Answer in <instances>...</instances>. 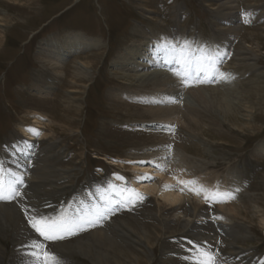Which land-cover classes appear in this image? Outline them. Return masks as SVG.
<instances>
[{"label":"rangeland","instance_id":"rangeland-1","mask_svg":"<svg viewBox=\"0 0 264 264\" xmlns=\"http://www.w3.org/2000/svg\"><path fill=\"white\" fill-rule=\"evenodd\" d=\"M150 2L155 3L154 8ZM225 2L227 0H0V152L9 155L11 146L22 137L19 126L32 125L34 112L47 115L49 121L52 119L46 127L53 128L49 131L47 127L48 139L38 141L36 149L42 150L53 140L56 145L50 153H42V159L48 160L53 169L43 174L48 178L41 181L39 188L28 185L29 189L27 186L19 199L17 196L0 200V205L7 206V212L0 208V264H35V258L30 255L33 249L25 247L33 240L43 243L59 264H114L118 252L137 253L139 241L149 245L147 237H151L147 238L150 243L153 240L149 264H191L186 258L195 256L196 251L188 241L212 253L215 264H264V225L260 222L262 214L258 208L263 207L264 211V0H233L234 5L230 7L235 6L237 17L242 19L240 26L244 28L241 27L239 35L231 37L229 43L224 38L226 30L232 28L231 21L227 22V14L231 11L222 7ZM74 35L85 40L99 39L104 46L101 49L82 48L69 58L63 68L67 73L62 75V69H54L55 66L48 62V53L56 49L52 43H62ZM146 36L156 43L161 40L173 43L172 37H177L176 44L181 41L183 46L187 42L196 57H213L203 62L210 67L216 66L215 56H219L215 55L220 50L216 45L225 44V50L230 49L226 67L221 69L232 82L216 84L213 68L208 70L211 78H207L206 84L198 85L201 88L207 85L209 94L223 98L221 113L199 110L194 119L180 117L174 123H163L148 112L149 106L143 101L133 103L118 96L121 91L130 94L154 92L150 85L140 89L138 83L125 76L126 72L114 66L125 49L146 43ZM242 45L253 54L242 55L239 51ZM200 48L204 49L203 53ZM76 62L92 67L89 79L79 78L83 82H78V77L73 78ZM75 80L77 84L73 86ZM78 86L83 89L77 90ZM193 86L191 90H195ZM77 91L83 92L82 96L78 97ZM78 104L79 113L76 112ZM225 110L231 115L225 117ZM156 126H166L172 139L159 133ZM162 136L173 142L174 152L180 157L174 163L162 158L161 163L154 165L151 157L146 156L150 153L147 149L163 141ZM140 161L151 171V175L149 172L146 175L158 180L151 183L159 187L164 182L157 178L156 171L166 172L178 180L181 176L185 181L205 179L216 188L227 181L231 184L228 179L237 174L235 177L242 190L237 191L231 185L229 192L238 198L224 204L200 203L192 198L178 208L148 196L129 209L110 215L99 227L85 225L84 230H76L74 235H65L56 241H44L29 225L30 216L55 217L62 212L84 216L86 209L94 218L95 209H104L110 198L105 190L96 188L113 185L116 175L127 177L126 183L131 185L133 181H141L138 174L141 170L134 171L131 165H142ZM178 180L173 185L184 186ZM9 210H13L12 213H8ZM194 210L199 211L195 213ZM218 215L235 225L236 237L227 236L213 224ZM210 218L212 223H209ZM197 225L203 227L202 230L197 229ZM99 254L104 256H97Z\"/></svg>","mask_w":264,"mask_h":264},{"label":"bare ground","instance_id":"bare-ground-1","mask_svg":"<svg viewBox=\"0 0 264 264\" xmlns=\"http://www.w3.org/2000/svg\"><path fill=\"white\" fill-rule=\"evenodd\" d=\"M210 1V0H209ZM226 1V0H225ZM139 2V1H138ZM233 0H227V2L222 4V7H225L227 9H229L231 12H233L231 14H227V17L229 19V22L231 21L232 23V28L226 30V38H224L227 42L229 41V39L231 37H234L237 35H239V31L241 30V23H242V19H240L238 16L237 17V12L235 11L236 8L234 7H230L233 6ZM134 4V3H133ZM149 4H151V7L154 8L155 3L152 4V2H150ZM264 5V4H263ZM139 6V4H138ZM136 7V6H135ZM161 7V6H160ZM181 9V8H180ZM251 9V8H250ZM260 9V8H259ZM261 10V9H260ZM259 10V11H260ZM247 11V10H246ZM258 11V12H259ZM149 12L148 13H153ZM214 12V11H213ZM226 11H224L225 13ZM261 12V11H260ZM147 13V12H146ZM215 13V12H214ZM219 14V13H218ZM222 14V13H220ZM260 14V13H259ZM217 17V16H216ZM222 17V16H221ZM215 18V17H214ZM238 18V19H237ZM261 18V17H260ZM217 20V19H216ZM221 20V19H220ZM226 20V19H225ZM174 21V20H173ZM223 21V20H222ZM257 22V21H256ZM165 24V23H164ZM222 24V23H221ZM139 25V24H138ZM223 25V24H222ZM225 25V24H224ZM230 25V24H229ZM221 26V25H220ZM254 26V25H253ZM3 27V26H2ZM244 28V27H242ZM225 30V29H224ZM241 32V31H240ZM5 33V32H4ZM5 35V34H4ZM2 38V37H1ZM145 42L146 43H137V44H133L132 46H130L129 48L125 49V53L123 55H120L119 58L114 62V66L118 67V71H122V72H126L127 75H125L126 77H131L133 81H135L136 83H138V87L140 89H145L147 88V86H151L152 90H154L153 93H151V91L145 92V94L141 93V92H137L135 94H130L129 92L126 91H119V95L121 97V99L123 100H131L134 102H141L143 101L144 103H146L149 108H148V112L151 114L155 115L156 120L159 121H163V123H174L178 120H180L179 118L182 117L184 120L185 119H194L195 118V114H197V111H205V112H216V113H221L222 112V108H221V104H223V98H220L219 96L216 95H211L209 94L208 90L204 87H199L201 84H206L207 82V78L208 76V70L213 69L212 71L215 72V78H216V84H219V86L222 83H226L228 84L230 81V77L227 76V79H222L219 77L218 73V69L219 72H222V69L224 67H226L225 61H227L228 56H229V50H225L226 45L225 44H220V45H216V49H220L218 54L217 52H215V55H219V56H215L216 57V66L214 67H210V66H206L204 63H202L201 67L204 69L203 72L200 73V79L203 80L204 82H198L195 78V74L193 75V78L189 81L191 86H193V88H195V90H191L192 88L189 87H185L183 86V83L180 79V77L178 78L177 75H175L176 72H183L184 69L182 68L181 64L177 62V56L176 54L173 52L172 49L170 48H164L161 47L164 44H169L170 43H164L163 41H160L159 43L154 42V39L149 37H145ZM197 39V38H196ZM223 39V40H224ZM251 39V38H250ZM4 40V38H3ZM182 40V39H181ZM231 40V39H230ZM252 40V39H251ZM184 41V40H182ZM254 41V40H253ZM232 42V40H231ZM242 42V41H241ZM220 43V42H219ZM223 43V42H222ZM229 43V42H228ZM246 43V42H245ZM56 44V45H54ZM177 44H179V47H181L182 42L179 41ZM204 44V43H203ZM232 44V43H230ZM246 45V44H245ZM51 46H56L55 50L50 49L51 51L48 53V62H50V64L52 66H55L54 69H62L61 74L65 75L66 72V68L63 70L64 66H66L67 61L69 60V58H71L73 55L78 54L82 48L87 47V48H97L101 49L104 46V42L99 40V39H92L91 40H85L83 39L82 36H68L67 39L64 40V42L62 43H52ZM252 46V45H251ZM250 46V48H251ZM179 47H177L179 49ZM262 47V46H261ZM231 48V47H230ZM254 49V48H253ZM44 51V50H43ZM240 53L244 56H249L251 54H253V51L249 50L246 46L242 45L240 47ZM262 51V50H261ZM47 54V53H46ZM71 54V55H70ZM212 54V53H211ZM194 55V54H193ZM237 55V53H236ZM261 55V54H260ZM257 56V55H256ZM194 57H196V55H194ZM250 58V57H249ZM260 58V57H257ZM239 59V58H238ZM255 60V58H252ZM77 60V59H76ZM250 60V59H249ZM204 62V61H203ZM212 64V63H211ZM255 64V63H254ZM75 65V66H74ZM73 65V69H74V73H73V78L74 79H78L79 78H83L84 80H87L90 78L91 72L92 71V67L87 64L85 65L82 62H76ZM224 65V66H223ZM239 65V64H238ZM237 65V66H238ZM253 65V64H252ZM242 67V66H241ZM251 67V66H249ZM126 68H130V69H126ZM217 68V69H216ZM222 68V69H221ZM229 68V67H228ZM230 69V68H229ZM132 71V75H129L128 73ZM60 71V70H59ZM259 72V71H258ZM211 78V77H209ZM130 79V78H129ZM180 79V80H178ZM78 82H83L82 79L77 80ZM77 81L75 80V82H73V86H75L77 84ZM234 81V79H233ZM232 82V80L230 81ZM239 83V82H238ZM199 85V86H198ZM197 86V87H196ZM226 85L223 84V88ZM45 87V86H44ZM199 87V88H198ZM255 87V86H254ZM77 90L83 89L82 87H75ZM214 88V87H213ZM212 88V89H213ZM215 89V88H214ZM219 89V88H218ZM217 89V90H218ZM259 89V87H258ZM81 91V90H80ZM77 91L75 94H78L80 96H82L83 92ZM84 91V90H83ZM147 91V90H146ZM71 92V91H70ZM49 93V92H48ZM207 93V95H206ZM219 93V91L217 92ZM247 93V92H246ZM70 94V93H69ZM249 94V93H248ZM42 95V94H41ZM45 95V94H44ZM218 95V94H217ZM221 96V94H220ZM76 97V96H75ZM172 97L175 98V100L177 101L176 103H169L168 102V98ZM223 97V96H222ZM225 97V96H224ZM68 100V98H65ZM237 101V100H236ZM66 103V102H65ZM71 104V103H70ZM137 104V103H136ZM80 104H78L77 108H76V112L79 113L80 110ZM227 105V104H226ZM66 107V106H65ZM226 108V107H225ZM249 108V107H248ZM146 109V108H145ZM228 109V108H227ZM235 109V108H234ZM64 110V108H63ZM137 110V109H136ZM229 110V109H228ZM228 110H225V114H221V115H225V117H227L228 115H231ZM238 110V109H237ZM146 111V110H145ZM199 111V112H200ZM202 111V112H203ZM143 112V111H142ZM250 112V111H249ZM77 113V114H78ZM209 113V114H210ZM234 113V112H233ZM232 113V114H233ZM252 113V112H251ZM203 114V113H202ZM28 115V114H27ZM236 115V114H235ZM47 116V115H46ZM45 115L41 114V113H37L34 112L31 115V119H33V124L30 126H19L21 127L20 131L22 133V137L20 138V141L15 142L13 144V146H11L10 153L9 155H4L0 152V176H3V179L5 181V184L7 185V182L9 180L14 179L15 177L12 176L13 173L16 174V176H22L24 183L23 184H19L17 183L15 186L17 188L18 191H20L21 193H23L24 191H26V188L28 185H30V188H39L41 186V181L48 178V175H43L44 173H48L49 171H51L52 166H50V164L48 163V160H44L42 159V153L45 152V154L50 153L51 149L53 147H55V141L53 140L52 143H49L48 146L44 147L42 150H37L36 147V143L38 141L44 140V139H48L46 130H47V126L46 124L49 123V119L46 117ZM148 116V115H147ZM197 116V115H196ZM151 117V116H150ZM199 117V116H198ZM219 117V116H218ZM73 118V117H72ZM200 118V117H199ZM254 119V118H253ZM252 119V120H253ZM70 120V119H69ZM82 120V119H81ZM183 120V121H184ZM72 121V120H71ZM165 121V122H164ZM182 121V120H181ZM193 121V120H192ZM191 121V122H192ZM195 121V120H194ZM198 120L196 119V123ZM214 121V119H213ZM250 121V120H249ZM74 122V121H73ZM180 122V121H179ZM226 122V120H225ZM161 123V122H160ZM183 123V122H181ZM194 123V122H193ZM192 123V124H193ZM54 124V123H53ZM58 124V123H57ZM157 124V123H156ZM173 125V124H172ZM177 125V124H176ZM186 125V124H184ZM54 126V125H52ZM57 126V125H56ZM243 126V125H242ZM145 127V126H144ZM146 128V127H145ZM162 128H164L165 130H162ZM171 128V127H170ZM185 128V126H184ZM49 131H51L52 129L49 127L48 128ZM148 129V127H147ZM159 133L162 132V134H165L167 136H169L171 133L170 131H167V127L166 126H156V128ZM208 129V128H207ZM30 130H34V131H30ZM70 130V129H69ZM167 131V132H166ZM39 132V135H36L35 133ZM166 132V133H164ZM172 132V131H171ZM173 134V133H172ZM177 134V133H176ZM54 135V134H53ZM52 135V136H53ZM175 135V134H174ZM158 136V135H157ZM160 136V135H159ZM162 140L160 143L156 144L155 146H153L152 148H148L147 150L150 151V153H147L146 156H150L151 157V162L155 163H161L162 162V158H166L168 159V161L171 162H175L180 156L178 154H176V152H174L175 149H173L174 145L173 142H169V140H166L165 136H162ZM172 139V135L169 136ZM175 138V137H173ZM61 139V138H60ZM170 139V140H171ZM59 140V139H58ZM175 141V140H174ZM14 142V141H13ZM46 142V141H45ZM169 142V143H167ZM60 143V142H59ZM63 143V142H62ZM65 143V142H64ZM159 145V146H158ZM167 145H170L171 147L168 148L166 147ZM44 146V145H43ZM151 146V145H150ZM149 146V147H150ZM9 147V145H8ZM144 147V146H143ZM180 148V147H179ZM178 150V149H177ZM65 152V151H64ZM143 152V151H142ZM180 153V152H179ZM183 153V152H182ZM56 154V153H55ZM138 155V153H137ZM135 155V156H137ZM143 155V154H142ZM140 156V154H139ZM138 156V157H139ZM148 156V157H149ZM145 157V154L144 156ZM132 158V156H131ZM135 158V157H134ZM146 158V157H145ZM185 158V157H184ZM260 158V157H259ZM48 159V158H47ZM68 159V158H67ZM142 159V158H141ZM144 159V158H143ZM181 159V158H180ZM183 160V159H182ZM181 160V161H182ZM199 160V159H198ZM35 162L34 165H32L31 162ZM59 161V160H58ZM164 161V160H163ZM184 161V160H183ZM133 162V161H132ZM131 162V163H132ZM135 162V161H134ZM141 162V161H140ZM143 162V161H142ZM170 162V164H171ZM139 163V162H138ZM148 163V162H147ZM165 163V162H164ZM168 163V162H167ZM182 163V162H181ZM214 163V162H213ZM166 164V163H165ZM178 164V163H177ZM175 163V165H177ZM180 164V163H179ZM114 165H117V163H115ZM133 166V170H141L138 172V174H140V179L141 181H133L132 185L130 184V186L133 188V190H135L136 193L141 194V196L143 197V199H145V196H149V197H156L159 198V200H161L163 203L171 206V207H180L185 205L186 203L189 202V200H191L192 198H194L197 202L203 203L205 201L204 199V193H201L199 195L195 194L193 191H189L188 189L191 188H196L199 189L201 187H203L204 189L208 190L209 192L211 191H215V190H219V192L221 193H230L229 189L232 190V187H235V189L237 191H241L242 187H241V183L239 181V179H236L235 176H237V174H234L232 179H228L231 184L227 182H224L222 187H218L216 188L215 186L211 185L210 183H208L207 180L202 179V181H196L195 184L192 185H188V186H180V184L178 185V188L176 185L174 186L173 184L176 183V181L178 179H176L175 177H169V175H167V173L163 172H154L156 173L157 178L160 177V180L163 181L164 183H161V186H157L154 185L151 182L157 181V179H155L154 177H151V179H146V181L142 178L147 172H149V168L145 167L144 163H142V165L139 164H131ZM141 167H139V166ZM157 166V165H156ZM168 166V164H167ZM178 166V165H177ZM70 167V166H69ZM151 168L153 166H150ZM161 167V166H160ZM174 167V166H170ZM163 168V167H162ZM180 168V166H179ZM65 169V168H64ZM167 169V168H166ZM172 169V168H171ZM177 169V168H176ZM178 170V169H177ZM182 170V169H181ZM192 170V169H191ZM125 171V170H124ZM162 171V169L160 170ZM167 171V170H166ZM171 171V170H170ZM65 172V171H64ZM63 172V173H64ZM137 172V171H136ZM151 172V171H150ZM149 172V175H151ZM177 172V171H174ZM135 173V172H134ZM169 174V173H168ZM181 174V173H180ZM178 175V173L176 174ZM185 175V174H183ZM189 175V173H188ZM212 175V174H211ZM50 176V175H49ZM68 176V175H67ZM75 176V174H74ZM175 176V175H174ZM181 176V175H180ZM53 177V176H52ZM117 177H123L120 175H116L114 178V183L116 182H122V183H126L127 182V177H123L124 179H118ZM136 177V176H135ZM150 177V176H149ZM183 176H181L182 178ZM231 177V176H230ZM75 178V177H74ZM180 178V177H179ZM180 178V179H181ZM200 178V177H199ZM208 178V177H206ZM139 179V178H138ZM179 179V180H180ZM74 180V179H73ZM180 181H185L186 179L183 178ZM193 180V179H192ZM211 180V179H210ZM209 180V182H210ZM45 181V180H44ZM77 181V180H76ZM131 181V180H130ZM215 181V180H214ZM160 183V182H159ZM43 184V183H42ZM46 184V183H45ZM117 184V183H116ZM178 184V183H177ZM121 185V184H120ZM173 185V186H172ZM216 185V184H215ZM165 186H169L168 188H165ZM45 187V186H44ZM131 188V189H132ZM184 189L183 191H181V189ZM29 189V186H28ZM43 189V187H42ZM227 189V190H226ZM30 191V190H29ZM28 192V191H27ZM46 192V191H45ZM92 192V190H91ZM96 192V190H95ZM101 192V191H100ZM120 192V191H118ZM37 193V192H36ZM57 193V192H56ZM238 193V192H237ZM240 193V192H239ZM26 194V193H25ZM24 194V195H25ZM33 194V193H32ZM43 194V193H42ZM48 194V193H45ZM192 194V195H191ZM30 195V194H29ZM91 196V195H90ZM21 197V196H20ZM33 197V196H32ZM235 198H238L235 196ZM23 198V197H22ZM234 198V199H235ZM17 199V198H16ZM19 199V196H18ZM33 199V198H32ZM96 199V198H95ZM139 199V198H138ZM227 199V198H226ZM36 200V199H35ZM231 201L233 199H227V201ZM238 200V199H237ZM16 202V200H14ZM24 201V200H23ZM22 201V202H23ZM37 201V200H36ZM98 201V200H97ZM108 201V200H107ZM18 202V201H17ZM21 202V200H20ZM158 202V201H157ZM160 202V201H159ZM158 202V203H159ZM225 202H221L219 204H224ZM17 204V203H16ZM19 204V203H18ZM137 204V203H136ZM139 204V203H138ZM13 205V204H12ZM34 205V204H33ZM32 205V206H33ZM81 205V204H80ZM97 205V204H96ZM114 205V202L113 204ZM118 205V204H116ZM203 205V204H202ZM101 206V205H100ZM205 206V205H204ZM256 206V205H255ZM82 207V206H81ZM80 207V208H81ZM194 207V206H193ZM201 207V206H200ZM0 208H3L5 211L7 212V206L2 204L0 205ZM20 208V207H18ZM118 206L115 207V209H117ZM160 208V207H159ZM225 208L222 207V209ZM257 208V206H256ZM255 208V210H256ZM258 208L261 210L259 211V214H262V216H260V222L264 225V211H263V207H259ZM10 209V208H9ZM13 209V208H12ZM140 209V208H139ZM170 209V208H169ZM180 209V208H179ZM198 209V207H197ZM200 209V208H199ZM18 210V209H17ZM227 210V207H226ZM10 211V210H9ZM13 211V210H11ZM8 212V213H12V212ZM73 211V210H72ZM75 211V210H74ZM78 210H76L77 212ZM81 211V210H80ZM84 211V210H83ZM94 211V210H92ZM199 211V210H197ZM196 210H194L195 213H197ZM233 211V210H232ZM231 211V212H232ZM3 212V213H4ZM79 212V211H78ZM82 212V211H81ZM146 212V211H145ZM144 212V214H145ZM178 212V211H177ZM193 212V213H194ZM17 213V211H16ZM20 213V212H19ZM93 213V212H92ZM143 213V212H142ZM180 213V212H179ZM202 213V211H201ZM7 214V213H6ZM14 214V213H13ZM232 214V213H231ZM238 214V213H237ZM9 215V214H8ZM15 215V214H14ZM13 215V216H14ZM79 215V214H78ZM143 215V214H142ZM5 216V215H4ZM3 216V217H4ZM70 216V215H69ZM72 216H74V213H72ZM94 216V215H93ZM137 216V215H136ZM183 216V215H181ZM187 216V215H185ZM197 216V215H196ZM204 215H202L203 217ZM219 217H221L220 215H218ZM229 216V215H228ZM2 217V216H1ZM0 217V218H1ZM177 217V216H176ZM201 217V215H200ZM207 218V216H204ZM219 217H217L214 221L213 224H216L222 231H224L223 233L226 234L229 237H236L238 235L237 230L235 229V225L232 224V222L229 219L226 218H222L220 219ZM179 218V217H178ZM215 218V217H213ZM19 219V218H18ZM105 219H108L107 216ZM136 219V218H135ZM160 219V218H159ZM174 219V217H173ZM181 220V218H179ZM177 219V220H179ZM183 219H185L183 217ZM199 219V218H198ZM204 219V218H202ZM104 220V219H102ZM192 220V219H190ZM211 220V218L209 219ZM120 221V220H118ZM205 221V220H204ZM203 221V222H204ZM212 221V220H211ZM14 222V221H13ZM18 222V221H17ZM122 222V221H121ZM174 222V221H172ZM182 222V221H180ZM190 222V221H188ZM10 223V222H9ZM8 223V224H9ZM104 223V222H103ZM112 223V222H111ZM118 223V222H117ZM124 223V222H123ZM193 223V222H192ZM199 223V222H197ZM196 223V224H197ZM157 224V223H156ZM201 224V222H200ZM208 224V222L206 223ZM2 225V224H1ZM11 225V223H10ZM18 225V224H17ZM26 225V224H25ZM125 225V224H124ZM140 225V224H139ZM159 225V224H157ZM178 225V224H177ZM202 225V224H201ZM21 226V225H20ZM24 226V225H23ZM117 226V224H116ZM127 226V225H126ZM129 226V225H128ZM127 226V227H128ZM134 224L132 225V227L134 228ZM191 226V225H190ZM261 226V225H260ZM92 227V226H91ZM99 227V226H98ZM130 227V228H132ZM139 227V226H138ZM193 227V226H191ZM88 228V227H86ZM85 228V229H86ZM95 228V227H92ZM129 228V227H128ZM197 229H201L203 227H201L200 225L196 227ZM195 228V229H196ZM8 229V228H5ZM11 229V228H10ZM23 229V228H22ZM21 229V230H22ZM90 229V228H89ZM99 228H97L98 230ZM114 229V228H113ZM135 229V228H134ZM167 229V228H166ZM84 230V229H83ZM95 230V229H94ZM93 230V231H94ZM123 230V229H122ZM140 230V229H139ZM165 230V229H164ZM202 230V229H201ZM27 231V230H26ZM125 231V230H124ZM128 231V230H127ZM148 231V230H147ZM181 231V230H180ZM194 231V230H193ZM84 232V231H83ZM103 232V230H102ZM101 232V233H102ZM176 232V231H175ZM200 232V231H199ZM92 233V232H90ZM100 233V234H101ZM138 233V232H137ZM150 233V232H149ZM164 233V231H163ZM189 233V232H188ZM195 233V232H194ZM201 233V232H200ZM81 234V233H80ZM94 234V232H93ZM96 234V233H95ZM104 234V233H103ZM130 234V233H129ZM146 234V233H145ZM193 234V232H192ZM3 235V234H2ZM132 235V234H131ZM135 235V234H134ZM143 235V234H141ZM148 235V234H147ZM161 235V233H160ZM165 235V234H164ZM203 235V234H201ZM211 235V234H209ZM241 235V234H240ZM239 235V236H240ZM249 235V234H248ZM20 236V235H19ZM89 236V235H88ZM93 236V235H92ZM127 236V234H126ZM139 236V234H138ZM169 236V235H167ZM198 236V235H197ZM213 236V235H212ZM250 236V235H249ZM128 237V236H127ZM131 237V236H130ZM143 237V236H142ZM157 237V236H156ZM98 238V237H97ZM103 238V237H102ZM148 238V237H147ZM146 238V241L149 245H145L144 242H137V247H136V252H133L131 254H125L124 252H118V255H116L113 259L114 264H149V259L148 256L150 254V252H152L153 248L150 245H153V240L151 241V243L148 241V239ZM159 238V237H158ZM157 238V239H158ZM168 238V237H167ZM166 238V239H167ZM198 238V237H197ZM204 238V237H203ZM211 238V237H210ZM34 239V236H33ZM105 239V238H104ZM127 239V238H126ZM91 240V239H90ZM128 240V239H127ZM143 240V239H142ZM160 240V239H159ZM38 241V240H37ZM83 241V240H82ZM93 241H95L93 239ZM99 242V240H96ZM104 241V240H103ZM133 241V240H132ZM145 241V240H143ZM156 241V240H155ZM165 241V240H164ZM167 241V240H166ZM39 242V241H38ZM64 242V241H63ZM86 242V241H84ZM92 242V240H91ZM102 242V241H101ZM110 242V241H107ZM113 242V241H112ZM160 242V241H159ZM30 243V242H29ZM100 243V242H99ZM133 243V242H132ZM161 243V242H160ZM164 243V242H163ZM14 244V243H13ZM79 244V243H77ZM86 244V243H85ZM110 244V243H109ZM114 244V243H113ZM128 244V242H127ZM135 244V243H134ZM133 244V245H134ZM167 244V243H166ZM88 245V244H87ZM86 245V246H87ZM111 245V244H110ZM132 245V244H131ZM99 246V245H98ZM129 246V245H128ZM166 246V245H165ZM92 247V246H91ZM100 247V246H99ZM107 247V246H105ZM110 247V246H109ZM113 247V246H112ZM83 248V247H82ZM87 248V247H86ZM156 248V247H155ZM18 249V248H17ZM104 249V248H103ZM130 249V248H129ZM243 249V248H242ZM251 249V248H250ZM249 249V251H250ZM84 250V249H83ZM87 250V249H86ZM89 250V249H88ZM106 250V249H105ZM119 250V249H118ZM117 250V251H118ZM121 250V249H120ZM160 250V249H159ZM163 250V249H162ZM32 251V250H31ZM69 251V250H68ZM80 251V250H79ZM101 251V250H100ZM131 251V250H130ZM134 251V249H133ZM245 251H247L245 249ZM1 252V251H0ZM24 252V251H23ZM27 252V251H26ZM25 252V253H26ZM29 252V251H28ZM103 252V251H102ZM101 252V253H102ZM105 252V251H104ZM252 252V251H251ZM162 253V252H161ZM153 254V253H152ZM28 255V254H27ZM151 255V254H150ZM167 255V254H165ZM95 256V255H94ZM97 256H101L100 254ZM104 256V254L102 255ZM101 256V257H102ZM106 256V255H105ZM28 257V256H27ZM91 257V256H90ZM26 258V257H25ZM74 258V257H73ZM100 258V257H99ZM58 260V259H57ZM63 260V259H62ZM109 260V259H107ZM64 262V261H63ZM99 262V260H98ZM21 263V262H20ZM31 263V261H30ZM35 263V262H34ZM4 264V263H3ZM106 264H109L108 262H106ZM162 264V263H161Z\"/></svg>","mask_w":264,"mask_h":264},{"label":"snow or ice","instance_id":"snow-or-ice-1","mask_svg":"<svg viewBox=\"0 0 264 264\" xmlns=\"http://www.w3.org/2000/svg\"><path fill=\"white\" fill-rule=\"evenodd\" d=\"M247 23V21H245ZM161 47L170 48L177 56V62L181 64L182 68L184 69L183 72H176L175 75L180 77L183 86L189 87L191 86L190 80L193 78L195 74V78L198 82H204L200 79V73L204 71L201 67L203 61L205 59L212 60L213 57L211 56H200L194 57L193 53L191 52V45L185 42V44L177 48L175 44H164ZM199 51L201 53L204 52L203 48H200ZM220 78L227 79V76L223 72L217 73ZM169 103H176L177 101L175 98L169 97ZM171 127V126H170ZM34 131V130H30ZM39 135V132L35 133ZM166 147L170 148V145ZM144 163V162H141ZM158 166V165H157ZM15 178L9 180L7 185L3 179V176H0V200H7V199H14L17 196H21V192L17 190L16 184H23L24 180L22 176H16L15 173L12 174ZM118 179L123 180V177H117ZM143 179H151V177L147 176L146 174L142 177ZM180 183L184 184L185 186L195 184V181H180ZM109 187H115L114 185H109ZM169 186H165L168 188ZM184 189L182 188L181 191ZM189 191H193L195 194L199 195L204 193V199L206 202L210 203H221L227 202V199H234V195L232 193H221L219 190L211 191L204 189L203 187L196 189V188H189ZM123 191H131L137 198L143 199L141 194L136 193L135 190H128L123 189ZM227 198V199H226ZM110 211L108 208L104 209H95L94 211V218L89 215L88 210H85V215L80 216H69L66 212H62L60 215L55 217H47V216H30L28 217V222L31 228L38 234L39 237H42L44 241H56L63 239L65 235H74L76 230H83L85 225L88 226H95L100 220L106 218V213ZM27 216V213H26ZM88 217V218H86ZM222 219L223 217H219ZM190 245H192V249H195L196 255L193 257H189L186 259L191 260V264H215V256L205 250H202L199 247V244L188 241ZM25 247H29L33 249L30 253L32 257L35 258V264H59L57 257L48 252L45 249V245L43 243L38 242L37 240H33L30 244L25 245ZM190 249V251L192 250Z\"/></svg>","mask_w":264,"mask_h":264}]
</instances>
